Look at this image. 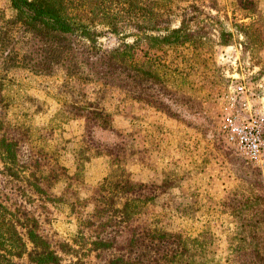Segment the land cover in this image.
<instances>
[{
    "label": "rangeland",
    "instance_id": "rangeland-1",
    "mask_svg": "<svg viewBox=\"0 0 264 264\" xmlns=\"http://www.w3.org/2000/svg\"><path fill=\"white\" fill-rule=\"evenodd\" d=\"M235 1L198 2L199 20L193 27L211 31L205 40L206 51L184 45H164L148 54L144 49L138 51L141 59L157 55L154 58H163L170 71H180L175 87L167 84L162 89L155 83L144 91L138 86L129 89L103 83L84 64L72 74L79 79L63 73L36 76L17 72V88L25 106L23 119L33 131L32 140L22 146L24 155L36 154L50 144L72 176L76 164L83 163L80 177L72 180L74 211L45 198L37 208L43 231L52 242L70 240L79 212L92 210L98 184L107 170L118 164L134 181L157 185L149 212L157 224L186 232L208 225L217 255L222 259L228 256L231 262L247 260L232 253L237 242L232 237L239 228L233 211L243 202L254 204L255 200L256 207L243 210L254 222V214L264 209V169L239 155L227 141L222 116L235 99V106L240 109L243 103L248 104L264 123V0H255L260 15L245 18L235 12ZM0 8L6 17L10 15L7 0H0ZM208 15H215L232 32L230 44L218 45L217 23ZM236 21L253 23L247 28L248 38L237 30ZM13 31L15 49L20 53L35 48L28 36ZM99 41L111 47L121 39L105 34ZM81 105L103 108L110 127L87 128L85 117L77 110ZM246 112L247 108L243 117ZM85 151L82 158L79 153ZM113 160L117 164H112ZM65 187L62 181L50 192L63 196ZM23 188V180L16 182L0 173V191L12 201L25 198ZM77 197L87 205L82 206ZM258 229L264 233V222ZM128 233L129 227L124 228L122 243Z\"/></svg>",
    "mask_w": 264,
    "mask_h": 264
},
{
    "label": "trees",
    "instance_id": "trees-1",
    "mask_svg": "<svg viewBox=\"0 0 264 264\" xmlns=\"http://www.w3.org/2000/svg\"><path fill=\"white\" fill-rule=\"evenodd\" d=\"M199 1L7 0V17L0 8V173L16 182L23 180L25 192L24 199L12 201L0 191V264H264V233L258 229L264 222V209L254 214V222L243 214L248 207H256L255 200L254 204L247 200L233 211L239 228L232 237L237 241L232 253L247 260L231 262L212 248L208 225L186 232L157 224L149 213L157 185L134 181L114 160L111 163L117 165L98 184L92 210L79 212L70 240L52 242L37 211L45 200L75 210L72 180L80 177L83 163L76 164L72 176L50 144L36 154L24 155L22 146L32 140L33 131L23 119L25 106L17 88V72L36 76L63 73L79 79L72 74L84 64L103 83L129 89L138 86L144 91L155 83L162 89L167 84L175 87L180 71H170L163 58H154L157 55L141 59L138 51L144 49L148 54L164 45L206 51L205 40L211 31L193 27L199 20ZM234 10L244 18L260 15L255 0H236ZM208 16L217 23L218 45L230 44L232 32L215 15ZM235 24L245 38L250 36L247 28L252 22ZM15 29L30 38L33 50L20 53L15 49ZM105 34L119 36L121 42L104 47L99 39ZM77 110L85 117L87 128L110 127L103 108L81 105ZM62 181L66 184L63 196L50 192ZM76 201L87 205L79 197ZM126 227L129 233L122 243Z\"/></svg>",
    "mask_w": 264,
    "mask_h": 264
},
{
    "label": "built area",
    "instance_id": "built-area-1",
    "mask_svg": "<svg viewBox=\"0 0 264 264\" xmlns=\"http://www.w3.org/2000/svg\"><path fill=\"white\" fill-rule=\"evenodd\" d=\"M242 99V98H241ZM230 104L222 116L223 131L227 141L236 152L248 161L264 169V123L246 103L240 107ZM248 109L245 117L242 113Z\"/></svg>",
    "mask_w": 264,
    "mask_h": 264
}]
</instances>
